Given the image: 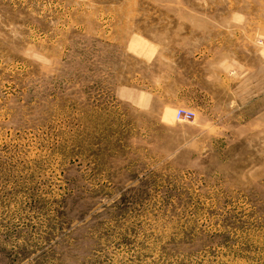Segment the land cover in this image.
I'll return each instance as SVG.
<instances>
[{
    "label": "rangeland",
    "instance_id": "374dc122",
    "mask_svg": "<svg viewBox=\"0 0 264 264\" xmlns=\"http://www.w3.org/2000/svg\"><path fill=\"white\" fill-rule=\"evenodd\" d=\"M0 264H264V0H0Z\"/></svg>",
    "mask_w": 264,
    "mask_h": 264
},
{
    "label": "built area",
    "instance_id": "2783aa9c",
    "mask_svg": "<svg viewBox=\"0 0 264 264\" xmlns=\"http://www.w3.org/2000/svg\"><path fill=\"white\" fill-rule=\"evenodd\" d=\"M178 117H185V114H182L181 110L178 112Z\"/></svg>",
    "mask_w": 264,
    "mask_h": 264
}]
</instances>
